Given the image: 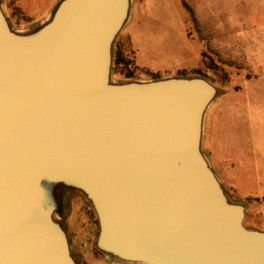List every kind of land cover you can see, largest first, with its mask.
<instances>
[{
	"label": "water",
	"instance_id": "water-1",
	"mask_svg": "<svg viewBox=\"0 0 264 264\" xmlns=\"http://www.w3.org/2000/svg\"><path fill=\"white\" fill-rule=\"evenodd\" d=\"M133 8L58 0L27 35L33 29H16L0 0V264H84L65 222L76 191L109 259L264 264V230L245 226L246 204L203 149L206 113L225 90L202 74L102 83Z\"/></svg>",
	"mask_w": 264,
	"mask_h": 264
},
{
	"label": "rangeland",
	"instance_id": "rangeland-1",
	"mask_svg": "<svg viewBox=\"0 0 264 264\" xmlns=\"http://www.w3.org/2000/svg\"><path fill=\"white\" fill-rule=\"evenodd\" d=\"M135 2L136 0L134 5ZM150 2L160 13L158 25L141 26L160 36L153 45L159 49L160 60L157 63L166 65V69L161 72V76H164L161 80L190 83L198 80L195 78L200 76L193 69L200 68L223 90L227 89L230 93H237L246 99L252 98L257 133L264 136V0ZM42 21L15 28L23 33L33 29L34 33L27 35L37 34L43 29V25H40ZM167 26L171 32L166 31ZM118 39L123 41V46L127 47L130 56L135 60V51L127 35L120 34ZM35 41L31 37L25 42ZM171 43L176 45L174 54H170ZM115 45L114 39L109 45L108 64L102 83L108 86L143 87V83L151 78H125L114 71ZM179 70L185 72L179 73ZM232 88L241 90L235 92ZM45 180L42 177L41 184ZM65 222L72 230V233L67 231V237L73 241V233L79 236L80 244L78 247L73 244V248L82 253L84 264H145L109 259L98 249L96 242L99 222L92 205L81 192L70 194Z\"/></svg>",
	"mask_w": 264,
	"mask_h": 264
},
{
	"label": "crops",
	"instance_id": "crops-1",
	"mask_svg": "<svg viewBox=\"0 0 264 264\" xmlns=\"http://www.w3.org/2000/svg\"><path fill=\"white\" fill-rule=\"evenodd\" d=\"M57 1L4 0V9L12 24L20 27L47 18ZM159 17L150 0H136L132 17L121 33L131 40L137 77L150 78L146 69L160 73L166 69L165 64L157 63L159 49L153 45L160 36L141 26L158 25ZM236 94L226 89L210 105L204 123L203 149L231 198L246 204L245 226L264 230V136L257 133L252 98Z\"/></svg>",
	"mask_w": 264,
	"mask_h": 264
},
{
	"label": "trees",
	"instance_id": "trees-1",
	"mask_svg": "<svg viewBox=\"0 0 264 264\" xmlns=\"http://www.w3.org/2000/svg\"><path fill=\"white\" fill-rule=\"evenodd\" d=\"M18 10V8H17ZM20 12V10L18 11ZM25 20H30L27 17H24ZM115 50V59H114V71L123 75L125 78H134L137 77V65L135 60L130 56L129 51L123 46V41L118 39L116 42ZM131 52V51H130ZM133 52V51H132ZM145 74L149 75L150 78H158L161 76L160 72H152L150 70H145ZM179 73H184V70H179ZM194 73L205 75L200 68L193 69ZM206 76V75H205Z\"/></svg>",
	"mask_w": 264,
	"mask_h": 264
},
{
	"label": "bare ground",
	"instance_id": "bare-ground-1",
	"mask_svg": "<svg viewBox=\"0 0 264 264\" xmlns=\"http://www.w3.org/2000/svg\"><path fill=\"white\" fill-rule=\"evenodd\" d=\"M166 31H168V32H171V29H170V27H166ZM171 42H173L174 43V41L172 40ZM173 43H171V45H169V50H170V52H169V50H168V52L170 53V54H174V48L176 47V45L175 44H173ZM166 47H168V46H166ZM173 57V56H172ZM173 59V58H172Z\"/></svg>",
	"mask_w": 264,
	"mask_h": 264
},
{
	"label": "flooded vegetation",
	"instance_id": "flooded-vegetation-1",
	"mask_svg": "<svg viewBox=\"0 0 264 264\" xmlns=\"http://www.w3.org/2000/svg\"><path fill=\"white\" fill-rule=\"evenodd\" d=\"M70 233H72L71 228L69 227ZM79 236L75 235L74 233L72 234V239H73V244L78 247V245L80 244V240L78 238Z\"/></svg>",
	"mask_w": 264,
	"mask_h": 264
}]
</instances>
